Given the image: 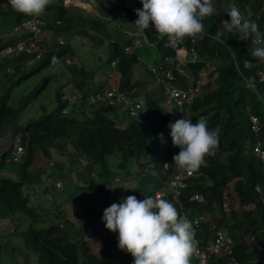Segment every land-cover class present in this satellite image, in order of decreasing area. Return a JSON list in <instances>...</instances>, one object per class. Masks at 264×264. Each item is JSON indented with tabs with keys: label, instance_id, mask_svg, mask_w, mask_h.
Instances as JSON below:
<instances>
[{
	"label": "trees",
	"instance_id": "obj_1",
	"mask_svg": "<svg viewBox=\"0 0 264 264\" xmlns=\"http://www.w3.org/2000/svg\"><path fill=\"white\" fill-rule=\"evenodd\" d=\"M86 1L94 6L99 16L90 13L89 18H85L61 2L53 3L45 10L48 26L43 34L48 32L51 42L59 34L68 36L75 33L94 44L109 38L110 53L102 65L105 68H101L102 75L96 79L95 75H88L90 71L77 63L76 53L66 42L61 46L52 43L43 58L29 68L22 65L26 60H33L30 54H11L0 61V79L12 75L6 73L7 66H13L14 74L20 77L14 84H7L8 78L0 80V137L6 133H11L13 137L18 135L23 148L17 161L10 156L11 147L0 155V170L5 162H10L15 164L17 173L15 178L0 173V233L7 225L11 227L22 239L19 251L24 248V257L34 255L38 264H132L131 254L117 246L118 234L104 227L102 212L111 205L107 203L109 194L120 193L119 197L113 196L119 198L117 203L127 196H135L142 201L145 197L161 194L177 208L180 215L184 212L188 218L204 216L197 235L200 247L204 248L217 229H222L233 239L231 256L219 249L218 253H210L207 264H233L232 259L237 264H264V248L257 244L258 240L264 245V161L252 152L256 141H260L264 149V81L256 84L255 91L244 80V77H255L259 70H264V60L252 55L248 39L240 40L237 33H228L219 21L221 17L229 18L227 12L234 4L264 32V0H212L215 13L204 21L208 34L203 39H195L196 56H189L190 61L182 65L183 72L179 75L174 71V83L188 84L197 78L203 81L201 95L187 104L186 109H181L185 116L193 123L205 117L209 130L220 129L217 148L212 155L205 157V163L196 173L184 179L186 186L181 188L178 199L173 198L170 183L178 171L173 156L178 154L179 148L171 147V135L168 140L163 138L161 141L159 134L165 137L167 117L159 105L160 99L152 92L140 93L142 87L152 81L161 94L166 95L146 71L145 65L139 63L137 50L125 54L123 47L140 39L142 45H152L159 50V60L171 54L172 50L165 47L163 41L155 43L157 33L152 25L145 33H138L132 25L138 18L135 11L106 0ZM0 12L11 16L14 25L29 17L12 7L0 9ZM12 25L7 24L2 29L9 36L0 39V50L17 41L9 31ZM219 29L222 33L217 38ZM129 30L133 32L129 34ZM24 39L35 40L21 34L20 40ZM190 42L188 38L183 44L189 47ZM54 51L59 58L55 64L63 63L65 69L72 73L71 79L55 91V108L47 110L42 105L38 117L22 121V109L45 91L52 77H43L26 95L15 92L19 94L16 102L11 91L15 90V84L29 75L48 69ZM66 56L70 58L68 64L64 62ZM112 60H117V66L111 82L117 83L121 90L129 94V98L143 102L138 116H131L125 106L127 117L121 118L117 103L94 108L86 102L90 93L87 83L104 84V76ZM245 62H248L247 66ZM136 63L143 66L144 72L133 79ZM53 66L48 70H52ZM206 66L208 71L204 69ZM69 82L77 88L72 90L78 97L74 104H68L60 97ZM132 88L135 91L131 93ZM63 108H67L68 112L63 114ZM251 115L258 116L260 130L257 133L250 128ZM55 153L64 157L65 163H60ZM115 158L117 163L114 166L112 161ZM54 161L56 171L52 166ZM129 167H135L131 181H136L138 187L136 191L129 190L125 196L123 186L126 185L115 181L114 177L127 175ZM56 181H61L62 185L57 187ZM256 186H259V191ZM39 190L42 191L38 196L39 203L33 206L31 198ZM194 193L203 194L204 202L191 200ZM99 195L105 196V199L98 201ZM67 200L71 203L63 211L62 203ZM223 202L229 205L228 215L223 213ZM41 209L47 211L44 217L40 216ZM70 210H73V218L79 219L77 225L67 216ZM22 214L31 217V222L27 229L18 231L23 221ZM14 219L17 221L15 224ZM45 223L48 225L45 226ZM250 236H254V240L250 241ZM4 246L6 244L0 243V255ZM17 262L26 264L25 259L18 257ZM191 264H196L193 256Z\"/></svg>",
	"mask_w": 264,
	"mask_h": 264
},
{
	"label": "clouds",
	"instance_id": "obj_2",
	"mask_svg": "<svg viewBox=\"0 0 264 264\" xmlns=\"http://www.w3.org/2000/svg\"><path fill=\"white\" fill-rule=\"evenodd\" d=\"M53 2L8 0L15 11L37 17ZM140 3L142 8L135 10L138 18L132 25L140 33H145L152 25L161 39L167 37L174 43H183L188 38L203 39L208 34L204 21L215 13L212 0H140ZM227 15L230 19L221 22L223 28L228 33H237L240 40L252 36L257 45L253 46L252 55L264 60V32L259 25L246 18L236 5L230 7ZM112 61H116L117 66V60ZM169 128L172 144L179 148L173 163L182 172L196 173L205 163V157L217 148L220 129L209 130L205 117L194 123L183 117ZM159 135L162 141L163 134ZM137 187L136 181H130L123 188L136 191ZM102 220L109 232L118 234L117 246L131 254L132 264H191L197 252L193 222L180 215L177 208L159 194L142 201L127 196L107 207Z\"/></svg>",
	"mask_w": 264,
	"mask_h": 264
},
{
	"label": "built area",
	"instance_id": "obj_3",
	"mask_svg": "<svg viewBox=\"0 0 264 264\" xmlns=\"http://www.w3.org/2000/svg\"><path fill=\"white\" fill-rule=\"evenodd\" d=\"M86 0H83L85 2ZM111 4H114L115 6L128 8L133 11L137 9L142 8V4L138 2V0H106ZM0 6H6L11 7V5L8 3V0H0ZM46 12V11H45ZM44 14L40 16H29L25 19H23L19 24H13L12 28L9 31H12V34L17 38V41H13L12 43H9L7 46H5L3 49L0 50V61L8 57L11 54L14 55H20V54H26V55H33V60H26L23 62V68H29L33 64L37 63V61H40L43 58L44 53L46 52L47 48H36L35 41L37 38L41 37L48 26V19ZM59 23V21H57ZM115 23V22H114ZM20 34L29 35L32 38H35L34 41H27V40H20ZM9 34L5 33L0 34L1 38H8ZM221 36L220 32L217 33V38ZM65 35L59 34L53 38V42L47 41V46H51L52 43H57L58 45H64L66 42ZM223 41L222 39H220ZM145 41H147L145 39ZM164 43L165 47H168L172 50L171 54H168L164 56L161 60L156 61L153 65L146 64L144 59L139 58V63L142 65H145V69L147 72L150 73L153 80L159 84L162 87L163 93L174 100L175 106L181 110L186 105L194 101L198 96L201 95L202 90V79L197 78L196 80L188 83V84H178L174 83L176 81V75L174 71H177L179 75L183 72L182 65L189 62V56L192 58H195L196 56V50L193 46V43L195 40L191 39L189 47L187 45L185 46V51H183L182 46L183 43H174L170 42L168 38L161 39L159 35H156V41L155 43L162 42ZM224 42V41H223ZM253 46L257 47V45L254 42L253 39ZM143 43L140 39L133 40L132 43L125 45L123 47L125 54H132L134 53L139 46H141ZM46 46V47H47ZM58 56L56 55V51L53 52L49 59V63L47 65V68L50 69L53 64H55L58 61ZM64 62L66 64L70 63L69 57H64ZM248 65V62H245V66ZM109 70L106 75V82L104 84L101 83H95V82H89L87 84L88 89L90 90V93L87 97V103L89 105H92L94 108L96 107H102L107 105H114L115 103L123 104L124 106H127L129 109V114L131 116H138L139 110L142 106L141 100H131L129 98V94L125 92L124 90H121L117 83L111 82L113 81L114 75H115V68H116V61H111ZM6 73L8 74H14L15 69L13 66H7L6 67ZM244 80L247 84V86L253 90L256 91V84L259 82L264 81V70H259L257 72V75L255 77H244ZM135 91V88L131 89V93ZM61 100L68 102V104H74L78 97L77 95L72 91H68L67 89H63V92L61 93ZM63 114L68 112L67 108H63L61 110ZM185 116V114H184ZM186 119H188L185 116ZM250 128L253 132L257 133L260 130V124L258 116L251 115L250 116ZM6 143V148L3 150L5 151L7 148L11 147L10 156L13 158V160L17 161L19 154L23 151V148L20 144V139L18 135L16 137H13L11 133H6L3 135ZM3 140V138H2ZM171 147H175L172 144V140L170 142ZM252 152L253 154L257 155L264 161V149L261 147V142L256 141L252 145ZM213 154V153H212ZM210 154V155H212ZM9 159V158H8ZM193 174L189 175L186 172H182L178 170L176 174L174 175L170 186H171V192L173 193V198L178 199V196L181 192V188L186 186V183L184 182V179L186 177L192 176ZM58 182V181H57ZM57 186L61 185L60 183H57ZM256 190H260L259 186H256ZM158 195V194H157ZM161 195V194H159ZM191 200H195L197 202H204V196L201 193H194L191 196ZM264 206V200L262 201ZM181 207V206H180ZM222 210L223 213L228 215L229 212V205L227 202L222 203ZM182 216H185L184 212L181 213ZM190 221L193 222V227L195 229V240L197 242V252L193 255V257L196 259V264H207L208 256L210 253H218L217 250H223L228 255H232V247L234 244V241L231 237H229L222 229H217L214 231L213 236L206 241V244L203 247L199 246V239L197 238L198 231H199V225L200 222L204 219L203 215H198L193 218H188ZM249 240H254V236H250ZM233 264H237L236 260H233Z\"/></svg>",
	"mask_w": 264,
	"mask_h": 264
},
{
	"label": "rangeland",
	"instance_id": "obj_4",
	"mask_svg": "<svg viewBox=\"0 0 264 264\" xmlns=\"http://www.w3.org/2000/svg\"><path fill=\"white\" fill-rule=\"evenodd\" d=\"M232 5H234V4H232ZM50 12L54 13V11H52V10H50ZM74 12H77V14H79L82 17L89 18L90 13H88L87 11H83V10H80L78 8V9H75ZM12 22H13V18L11 16L4 14L3 12H0V34H2V33L4 34L5 30L3 31L2 29L4 28V26H6L7 24H11ZM128 28H130V27H128ZM132 32H133L132 30L128 31L129 34H131ZM138 33H140V32H138ZM65 36H66L65 37L66 43L70 45V47L72 48V50L74 51V53H76V55L78 57L77 63L80 62L81 64H83L85 66V69L90 71V73L88 75H95V79H96L99 76L101 68H103V70L105 69L104 67H102V65L105 64L104 62L107 59L108 54L110 53V50L108 48L109 38L105 37L104 41L102 43L94 44V42H91L90 40H87V39H83V37H79L77 35L73 36V35L68 34V36L67 35H65ZM182 47H184V45ZM136 54H137V56H139L138 58L144 59L145 63L149 64V65H153L157 60H159L158 56L161 55V53L159 52V50L156 47H153L152 45H148V44H144L142 46H139ZM205 70L208 71L209 67L206 66ZM140 73H141L140 69H138L136 75L138 76ZM71 74L72 73H70L68 70L65 69L63 63H57L53 66L52 70L42 69L41 71H37L34 74L29 75L26 79L22 80L19 84H15L14 85L15 90H12L11 94H13V93L15 94L13 99L16 102L18 97H19V94L17 95L16 93L21 92L23 95H26L29 92H31V90L33 89V86L36 83H38L43 77L49 76V75H51V77H52L51 81H50V85L45 89V91L43 93H41L39 97L30 101L31 103L28 104V106H26L24 109H22V111L20 113V116L23 118L22 121L26 120V119L28 120L30 118L38 117L41 114L42 105L46 106L47 110H52L53 108H55V105H56L55 91L61 88L62 83H64L67 80L69 81L71 79ZM201 74L205 75V73H201ZM144 76L149 77L147 73H144ZM7 78H8L7 84H14V83H16V81L18 79H20L19 75L13 74L10 77H2L0 80L5 81V79H7ZM133 79H136V78L134 77ZM64 88L67 89L68 91L77 90V88L73 87L72 82H69ZM1 89H2V86H0V90ZM151 92L155 93L154 96H156V98L160 99L159 105L162 107L163 112H166L167 120L164 124V126L166 127L165 128V137H163V138H165V141H166L169 139L170 131H171V129L169 128V125L172 123H175L177 120L183 118L184 113L182 112V110H179V108L177 106H175L173 99L161 94V92L159 91V89L157 88V86L155 85L154 82L148 81V83L142 87L140 94L144 95V94L151 93ZM263 97H264V94H263ZM24 98L26 99L27 97L25 96ZM130 99L132 101L135 100L134 97H130ZM262 104L264 106V102H262ZM116 105H120L119 106V111H120L119 116L121 118L123 116L127 117L126 107L124 105H121L118 103ZM2 138H3V140H2ZM0 140H1L0 141V155H2L5 152L3 149L6 148V143L2 142V141H5L4 137H1ZM55 155H56L55 157H57L56 159L60 163H61V161H63V163H65L66 160L64 161V157L57 155V153H55ZM57 160H56V162H57ZM42 163H45V162H42ZM53 163H54L52 165L54 167L53 170L56 171L55 161ZM116 163H117V159L115 158L112 161V164L115 166ZM64 167H65L64 171H66L67 167L65 164H64ZM133 169H135V167H129V169H128L129 173L127 175L114 177V180L115 181L119 180L120 184L127 185L131 181V179H133V173H132ZM0 173L8 175L11 178H15L17 176V173L15 171V164H12L10 162H5L4 165L1 167ZM71 176L74 177V174H72ZM45 177L48 180L47 176H45ZM123 179H125V180H123ZM60 182L61 181H58L57 183H60ZM123 187H125V186H123ZM128 191L129 190L124 189L123 192H124L125 196L127 195ZM34 193L35 194H33L32 198H31V202H30V204L33 206H35L39 203L40 198L38 196H40V194H42V191L39 190V191L34 192ZM114 195H116V197H119L120 193L119 192H117L116 194L110 193L108 201H107L108 204L109 203L113 204V203L118 202L117 199H119V198H114L113 197ZM99 196H100L99 197L100 200H98V201H102L103 199H105V196H103V197H102V195H99ZM111 197H113V198H111ZM109 199H110V201H109ZM48 200L51 201V198H48ZM70 203L71 202L68 200L65 203H62L63 206H62L61 210L65 211L68 208V205ZM41 207H42V205H41ZM107 207H109V205ZM216 211H217V209L213 210L214 213H216ZM46 212L47 211H43L41 209L39 212L40 216L44 217V213H46ZM50 212L52 213L53 211L51 210ZM72 215H73V210H70L67 216L71 221H73V223H75V225H77L79 222V219L73 218ZM82 216H84V215H82ZM22 217H23V221L21 222L20 226L18 227L19 228L18 231H22L24 229H27L29 227V223L31 222V217H29L25 214H22ZM83 218L84 217H82L80 219H83ZM15 223H17L16 219H14V224ZM41 224L42 223H40V225ZM47 225L48 224L45 223V226H47ZM36 226H39V225L36 224ZM21 240L22 239H20L18 234L14 233L13 229L11 227L9 228L8 225L5 229L1 230L0 243L6 244V246H4L1 250V255H0V263L1 264H21V263L17 262V257L20 259H25L26 264H38V263H36V257L34 255H28L27 257H24L25 254L22 252V250L24 252H26L24 248L21 251H19L18 248H19L20 243H22ZM92 240H94V239H92ZM93 242L94 241H92V243H91L92 246H93ZM257 244L259 245L260 248H264V245L262 242L260 243L257 240ZM13 247L15 248L14 250H13ZM94 250L96 252L98 251V249H96L95 247H94Z\"/></svg>",
	"mask_w": 264,
	"mask_h": 264
},
{
	"label": "crops",
	"instance_id": "obj_5",
	"mask_svg": "<svg viewBox=\"0 0 264 264\" xmlns=\"http://www.w3.org/2000/svg\"><path fill=\"white\" fill-rule=\"evenodd\" d=\"M61 2L62 5H64L65 7H68V8H71L72 10H75V9H80V10H83V11H87L88 13H96V15L99 16V13L94 9V6L89 3V1H85L83 2V0H54L53 3H59ZM6 6H0V9H5ZM230 18H223L221 17L220 18V23L222 21H229ZM13 23L9 24V25H12ZM220 32V34L222 33V29H219L217 32H216V36H217V33ZM18 36H21L18 35ZM73 36H76V34L74 33ZM78 36V35H77ZM215 36V37H216ZM51 37L48 35V32H46L45 34H43L41 37L37 38L36 41H35V44H36V48H50L51 46H47V41H50L51 42ZM224 41V39H222ZM249 42H250V48L251 49H254L253 48V37L250 36L248 38ZM185 45V44H183ZM47 46V47H46ZM183 51H185V46L182 47ZM47 51V50H46ZM139 57V56H138ZM135 69H134V77H136L137 75V70L140 69V72H144V68L142 65H139V63H137L136 66H134ZM205 69V68H204ZM206 71V70H205ZM99 75H102V71H100ZM136 75V76H135ZM264 200V198H262V201Z\"/></svg>",
	"mask_w": 264,
	"mask_h": 264
}]
</instances>
